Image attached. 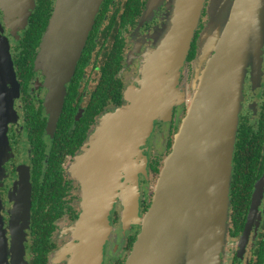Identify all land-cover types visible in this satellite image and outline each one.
I'll return each instance as SVG.
<instances>
[{"label": "flooded vegetation", "instance_id": "1", "mask_svg": "<svg viewBox=\"0 0 264 264\" xmlns=\"http://www.w3.org/2000/svg\"><path fill=\"white\" fill-rule=\"evenodd\" d=\"M58 3L0 0V231L8 252L19 207L26 235V261L20 264H39L31 248L32 222L43 206L53 220L46 260L69 263L50 258L65 243L78 242L71 229L84 210L91 138L106 115L133 105L127 94L147 86V55L167 29L188 18L178 0H103L75 72L64 78L57 66L52 70L50 61L42 59V43ZM214 3L203 1L179 80L168 81L169 86L177 84L172 109L161 105L152 128L129 136L124 147L125 165L118 172L109 214L106 246L110 243L111 250L104 264H125L142 230L139 222L153 203L165 160L200 83L195 63ZM4 123L8 142L2 135ZM124 220L130 224L123 226ZM6 259L14 264L10 253ZM221 264H264V53L261 64L250 63L246 71Z\"/></svg>", "mask_w": 264, "mask_h": 264}, {"label": "water", "instance_id": "2", "mask_svg": "<svg viewBox=\"0 0 264 264\" xmlns=\"http://www.w3.org/2000/svg\"><path fill=\"white\" fill-rule=\"evenodd\" d=\"M203 1L178 0L188 18L167 29L157 49L147 55L143 66L147 86L128 93L133 105L106 115L92 136V147L86 152H91L92 159L84 210L71 229L78 242L73 244L68 264L104 263L113 195L126 160L124 147L134 135L146 134L152 128L151 120L161 105L172 109L178 91L174 90L177 84L169 86L168 81L179 80ZM102 2L59 0L42 43V59L50 61L52 70L57 66L64 78L73 76ZM211 15L195 63L200 83L125 264H177L182 248H187L184 264H221L246 71L250 63L261 64L264 53V0H215ZM9 121L10 112L7 126ZM3 127L2 135L8 142L5 123ZM127 214H132L128 206ZM11 225L8 252V240L0 231V264H7L8 253L14 264L26 261L19 207ZM184 239L187 244L181 246ZM59 255L55 253L50 261Z\"/></svg>", "mask_w": 264, "mask_h": 264}, {"label": "trees", "instance_id": "3", "mask_svg": "<svg viewBox=\"0 0 264 264\" xmlns=\"http://www.w3.org/2000/svg\"><path fill=\"white\" fill-rule=\"evenodd\" d=\"M46 208L43 206L45 213L39 212L38 215H35V218H33L32 222L33 243L31 248L33 247V251L36 254V258L34 260L39 264H48V260H46V254L48 242L50 241L49 234L53 228V220H50L49 215L46 214Z\"/></svg>", "mask_w": 264, "mask_h": 264}, {"label": "rangeland", "instance_id": "4", "mask_svg": "<svg viewBox=\"0 0 264 264\" xmlns=\"http://www.w3.org/2000/svg\"><path fill=\"white\" fill-rule=\"evenodd\" d=\"M99 129V128H98ZM98 129H97V131H98ZM96 131V132H97ZM127 210V209H126ZM127 224H130L129 223V221H126V220H124L123 221V226H126ZM184 237H186V236H184ZM107 243V242H106ZM73 244H76V243H74V242H70V243H65L58 251H56L55 253H60V255L56 258V259H53L52 260V262L53 263H55V262H58V261H63V260H66L67 259V261L72 257L71 256V251H72V249H73V247H74V245ZM187 244V240H185L184 239V241H181V246H185ZM109 245H110V243H108V248H109ZM108 248H107V246L105 245V258H106V256H107V252H108V254H109V250H111V248L108 250ZM186 252H187V248H182L181 249V251L178 253V256H177V258L178 257H180L179 258V260L177 261V264H184V261H185V259H186ZM55 253H53V255L55 254ZM52 255V256H53ZM176 258V259H177ZM104 264V263H103Z\"/></svg>", "mask_w": 264, "mask_h": 264}]
</instances>
